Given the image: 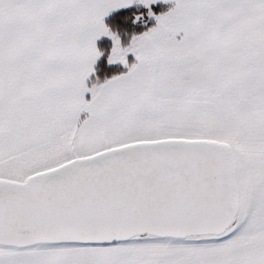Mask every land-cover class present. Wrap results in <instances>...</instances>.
I'll return each instance as SVG.
<instances>
[{
	"label": "snow or ice",
	"instance_id": "6c2138e0",
	"mask_svg": "<svg viewBox=\"0 0 264 264\" xmlns=\"http://www.w3.org/2000/svg\"><path fill=\"white\" fill-rule=\"evenodd\" d=\"M0 264H264V0H0Z\"/></svg>",
	"mask_w": 264,
	"mask_h": 264
}]
</instances>
